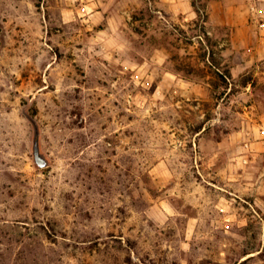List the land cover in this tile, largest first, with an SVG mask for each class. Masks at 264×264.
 I'll return each instance as SVG.
<instances>
[{
    "label": "rangeland",
    "instance_id": "rangeland-1",
    "mask_svg": "<svg viewBox=\"0 0 264 264\" xmlns=\"http://www.w3.org/2000/svg\"><path fill=\"white\" fill-rule=\"evenodd\" d=\"M263 125L264 0H0V264H264Z\"/></svg>",
    "mask_w": 264,
    "mask_h": 264
},
{
    "label": "water",
    "instance_id": "water-1",
    "mask_svg": "<svg viewBox=\"0 0 264 264\" xmlns=\"http://www.w3.org/2000/svg\"><path fill=\"white\" fill-rule=\"evenodd\" d=\"M34 160L39 168H45L48 166V161L41 155L38 145V137L34 140Z\"/></svg>",
    "mask_w": 264,
    "mask_h": 264
},
{
    "label": "trees",
    "instance_id": "trees-1",
    "mask_svg": "<svg viewBox=\"0 0 264 264\" xmlns=\"http://www.w3.org/2000/svg\"><path fill=\"white\" fill-rule=\"evenodd\" d=\"M221 78H223V81H224V77H222V75H221Z\"/></svg>",
    "mask_w": 264,
    "mask_h": 264
},
{
    "label": "crops",
    "instance_id": "crops-1",
    "mask_svg": "<svg viewBox=\"0 0 264 264\" xmlns=\"http://www.w3.org/2000/svg\"><path fill=\"white\" fill-rule=\"evenodd\" d=\"M263 129H264V125H263ZM263 133H264V131H263Z\"/></svg>",
    "mask_w": 264,
    "mask_h": 264
}]
</instances>
